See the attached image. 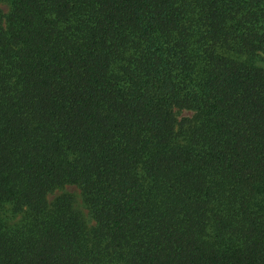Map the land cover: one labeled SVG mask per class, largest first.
Here are the masks:
<instances>
[{
    "label": "trees",
    "instance_id": "1",
    "mask_svg": "<svg viewBox=\"0 0 264 264\" xmlns=\"http://www.w3.org/2000/svg\"><path fill=\"white\" fill-rule=\"evenodd\" d=\"M0 4V264H264V0Z\"/></svg>",
    "mask_w": 264,
    "mask_h": 264
},
{
    "label": "rangeland",
    "instance_id": "2",
    "mask_svg": "<svg viewBox=\"0 0 264 264\" xmlns=\"http://www.w3.org/2000/svg\"><path fill=\"white\" fill-rule=\"evenodd\" d=\"M0 8L2 9V11H5V7H4L2 4H0ZM190 114H191V111H188V110H182V111H180V113L177 115V118H180L181 116H189ZM63 190L72 193V194L75 196V198H76L77 205H78L79 207H81L80 202H79V199H78V189H77L74 185H65L64 188H63ZM58 192H59V190H56L53 194H49V195H48V198H51L52 195H54V194H56V193H58ZM81 209H82V208H81ZM82 210H83V212L85 213V210H84V209H82Z\"/></svg>",
    "mask_w": 264,
    "mask_h": 264
}]
</instances>
